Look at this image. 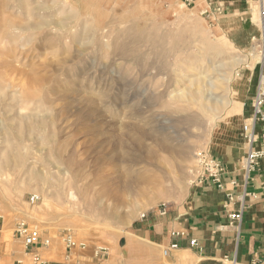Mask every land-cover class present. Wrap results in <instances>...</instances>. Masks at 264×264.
Returning a JSON list of instances; mask_svg holds the SVG:
<instances>
[{
	"label": "rangeland",
	"instance_id": "obj_1",
	"mask_svg": "<svg viewBox=\"0 0 264 264\" xmlns=\"http://www.w3.org/2000/svg\"><path fill=\"white\" fill-rule=\"evenodd\" d=\"M90 2L107 8L106 21L124 12L126 26L139 25L145 36L156 35L155 42L137 45L139 63L130 59L123 63L125 67L118 66V56L110 53L109 46L101 56L95 48L100 30ZM140 2L143 7L134 8ZM263 3L243 0L233 10L217 11L210 7V0L190 6L181 0H0L2 18L33 25L29 33L16 30L19 41L0 42V154L9 158L3 165L0 161L3 224L24 220L49 236L43 255L48 260L64 261L68 248L63 236L70 234L76 244L85 245L73 248L71 258L94 259L93 250L104 248L101 264H169L162 246L134 229L146 218L159 216L162 205L166 213L186 208L196 188L200 152L217 154L227 145L242 144L241 124L248 112L244 99L253 92L264 61ZM75 33L80 36L70 37ZM42 37L65 41L69 51L54 54ZM217 45L225 50L221 55L204 50ZM67 56L69 62L59 67L58 60ZM231 57L232 63L213 70L220 60ZM180 63L201 65V70L207 66L213 76L227 75L222 83L228 104L219 123L212 116L203 118L193 105L188 121L186 114L157 105L165 86L167 93L177 88L165 81L166 74L180 71ZM156 67L166 74L152 79L148 73ZM66 70L82 74L81 88L62 96L57 85L62 84ZM32 72L35 75L28 80ZM42 82L50 95L48 103L39 100ZM102 89L106 96H96L95 91ZM87 91L94 94L93 103H85ZM25 92L34 93L39 102L24 99ZM144 120L172 141L190 136L195 155L188 167L155 150L142 133ZM16 141L23 144L19 150L12 148ZM114 158L126 162L119 164ZM125 164L133 170L130 187L99 194L100 177L126 180L120 178ZM31 195L37 196L33 203H29ZM141 214H145L142 219Z\"/></svg>",
	"mask_w": 264,
	"mask_h": 264
},
{
	"label": "crops",
	"instance_id": "obj_2",
	"mask_svg": "<svg viewBox=\"0 0 264 264\" xmlns=\"http://www.w3.org/2000/svg\"><path fill=\"white\" fill-rule=\"evenodd\" d=\"M242 1L210 0L209 5L217 11L233 10ZM260 72L264 73V61L259 65L258 74ZM256 85L257 81L253 92L245 96L248 112L242 124L251 114L250 99ZM260 146L264 147L259 143ZM245 152L246 143L242 137V144L227 145L221 152L210 154L223 165L221 181L225 190L211 183L196 184L184 210L159 213L151 221L146 218L134 231L162 248L171 242L177 243L176 249L164 255L169 264H264V171L260 161L259 166L246 172ZM232 212H240V218L230 219L228 215ZM15 223H0V264H31V252L43 257L47 248H26L14 234ZM172 231H184L185 235L171 237ZM190 238L196 240L195 246L189 245ZM79 260L81 264H95L93 258ZM46 261L63 264V261Z\"/></svg>",
	"mask_w": 264,
	"mask_h": 264
},
{
	"label": "bare ground",
	"instance_id": "obj_3",
	"mask_svg": "<svg viewBox=\"0 0 264 264\" xmlns=\"http://www.w3.org/2000/svg\"><path fill=\"white\" fill-rule=\"evenodd\" d=\"M145 1H148V0H145ZM21 2H22V0H21ZM18 4H21V3L18 2ZM88 4H90L88 6H90L92 8L93 13L96 17V20L94 21V23L96 24L97 27H99V30H100V32L98 31V35L96 37L95 48H97L99 50L101 56L102 55L104 56L106 54L107 48L109 46L110 53H113L115 56H118L116 59V61H118L117 62L118 66L124 65V67H125V64H123V63L127 62L130 59H135L134 61H138V63H139V58H141V56H139L137 45L144 44V42H147V43L155 42L156 35L154 33H151V34H148L147 36H145L144 35V29H140L141 27L139 25H137V26L135 25V28L133 27V25L132 26H130V25L126 26L125 25L126 24L125 19L127 16L124 12H121L120 14H118V16L113 17L112 21L110 20L108 22V21H106L107 15L109 14V13L108 14L106 13L107 8H103V10H102L100 8V6H98L99 4H97L95 2H90ZM84 5H81V8L84 7ZM19 6L20 5H18V7ZM0 7H1V5H0ZM142 7H143L142 2H140V4L134 6V8L139 9V10ZM111 9H112V7H111ZM21 11H22V9H21ZM132 11H133V9H132ZM1 12L2 11H0V13ZM7 14H9V13H7ZM130 14L132 15V12ZM133 14H137V13L133 12ZM138 15H139V13H138ZM261 15H262V12H261ZM129 17H131V16H129ZM134 17L136 18V16H134ZM116 25H117V29H115ZM260 26H261L260 28L262 31V35L264 37V17H263V15H262V18H260ZM11 28H14L15 31H11L12 30ZM32 28H33L32 24L22 23L21 21H19V19L18 20L13 19V18L10 19L7 17L2 18L0 15V42L5 41V39L6 40L9 39V40L14 41V42L19 41L21 39V36L18 34L16 35V30H17V33L19 31L18 29L21 30L19 32H26V33L28 32L29 33L32 30ZM35 30H36V28H35ZM80 33H75V34L71 35L70 37L74 38V37L80 36L79 35ZM46 35H44V36H46ZM104 39H108L109 43L105 42ZM41 40L43 41V42L42 41L41 42L44 43L47 46V48H50L54 54H57L59 51H63V53L64 52L67 53L69 51L68 44L65 41H61V39H56V41L53 42L49 38L42 37ZM205 42H206V40H205ZM222 49L220 47H218V45H217L211 49H204V50L206 52L210 51L214 55L218 56V55H221L223 53ZM262 54L263 53H261V56L263 57ZM68 57L69 56L58 60L59 67L63 66L64 64L69 62ZM227 60H228V62H226ZM231 61H234L233 57L220 60L216 66H213V70H220V68L225 66L226 63H232ZM194 62H196V58L192 59V63H194ZM192 63H190V64H192ZM3 64H4V62H3ZM140 64H141L142 68H144V69L146 68L145 70L148 69V66L146 64H143L142 62ZM200 66L201 65H199L198 67L195 68L193 66H187V65L180 63L179 64V70L180 71L179 72L172 71L173 72L172 74H166V73H164V71L162 69L156 67V69L154 68V70H153L154 72L149 71L148 76H150L152 79H155V78H158V76H160L162 74H166L165 83L167 85L173 84L174 86L177 87L174 91H170L167 93L166 92L167 87L165 86L164 91L162 93L158 94L157 105H159L160 107L172 110L174 112H180V113L186 114L185 120L188 121V119L191 116L190 114H188L189 109H190V105H193L197 108L198 114L201 115L203 118L210 119V116H212L214 119L213 121L218 122L221 114L224 112V110L228 104V100H226V97L223 94L224 87H223V83H222L224 80L227 79V75L224 76L221 73H219V74H216V76H213V75L208 73L209 70H208L207 66H202L203 70L200 69ZM79 69H81V68H79ZM67 72L68 73H66L64 75V77H62V79H63V81H61L62 84L57 85V91L62 96L67 95V94H74L78 90H80V88H81L80 76L82 74L80 75L76 71L74 73H71L69 71H67ZM21 73H23V72H21ZM33 74H34V72H32V75L27 74L28 80H29V78L33 79ZM25 75H26V73H25ZM51 79H53V77ZM39 80L40 79H38V81ZM53 80H55V78ZM55 81H57V83H58V80H55ZM42 83L39 84L40 89H38L39 90L38 92H40V95H41V99H39V100H40V103H43V102L48 103V102H50L49 98H48L49 93L47 92V90H44L43 85L45 84V82H42ZM155 87H156V85H155ZM160 88H161V86H160ZM95 92L97 93V94L95 93L96 96H100L101 94L106 96L105 95L106 91L103 89L99 90V91H95ZM87 93H88V91H87ZM82 94H84V93H82ZM40 95H39V97H40ZM93 95H92V93L86 94L84 96L86 99L85 103H87V104L93 103L94 102V100H93L94 96ZM22 96L26 100L36 101V99H37L34 96V93H31V92H25V93H23ZM39 100H38V102H39ZM113 108H114V106H113ZM116 108H117V106H116ZM118 109L123 110L122 108H118ZM137 116H140V115H137ZM140 118H142V117H140ZM24 121H22V123H24ZM116 124L119 125V123H116ZM143 127H144L145 131L142 133L145 134V136H147V138L151 140L150 143L153 144V147H155V150L162 152L164 155L168 154L169 156H171L170 158L177 159L182 164L181 167H183V168H184V166L188 167V164L190 163V161L192 162V159L194 158V155H195L194 154L195 148H194V145L191 144V141H189V137H190L189 135H187V139L185 141L183 139H180V140L177 139L175 141H172L167 133H157V128L155 126H151L150 122H148L147 120L143 121ZM150 127L153 130L151 132H148V129ZM122 128H123V126H122ZM122 128H120V129L122 130ZM124 129H126V128H124ZM128 132L130 133V131H128ZM127 135H128V133H127ZM22 147H23V144L17 143V141H16V143L14 144V146L12 148L19 150ZM155 150L153 152L154 155H155ZM165 157H167V155ZM8 159L9 158L6 157L4 154H3V156H2V154H0V161L2 162V165L7 163ZM114 160H115V158H114ZM115 161L118 162L119 164L126 162V160L119 159V158H117ZM68 163H71V160H68ZM129 163H132V162L129 161ZM121 168H123L124 171L122 174L123 176L120 178H123L126 180L121 181V179L116 180V178L109 179L106 177H100L99 182H100L101 186H100L99 191H98L99 194L110 195V193L112 192L113 189L122 188L123 190H126L130 187V185L133 181V175L129 174V172H132L133 170L130 171V168H129V166H127V164H125V167L121 166Z\"/></svg>",
	"mask_w": 264,
	"mask_h": 264
},
{
	"label": "built area",
	"instance_id": "obj_4",
	"mask_svg": "<svg viewBox=\"0 0 264 264\" xmlns=\"http://www.w3.org/2000/svg\"><path fill=\"white\" fill-rule=\"evenodd\" d=\"M186 6L193 5L196 0H181ZM251 114L242 124L241 132L242 137L246 143V152L244 156V167L246 172H249L259 166L260 161L262 162L264 171V147H258L259 143L264 145V73L258 74L257 85L254 95L250 99ZM257 128L259 130L257 131ZM199 163V174L196 178V184L211 183L220 190H225V185L222 183L221 178L224 174V168L221 161L215 157H212L207 152H200L198 154ZM37 199L36 195L29 197V203H33ZM231 199V196H229ZM165 205H162L159 213H166ZM232 220L239 219L240 212H232L229 215ZM145 214H141L140 218H144ZM2 217L0 216V223ZM14 234L21 239L23 245L26 248H37L47 247L50 244V237L41 232L37 227L31 226L24 220L16 221L14 226ZM185 235L184 231H172L170 232L171 237H182ZM65 241V248H68V252L65 254L63 264H81L79 258H71V250L73 248L84 249L83 243L76 244L72 240L70 234L63 236ZM189 245L195 246L197 244L194 238L189 239ZM177 243L171 242L167 246L162 248V254L167 255L171 250L177 248ZM104 248H96L93 250V256L95 264H100L104 259ZM96 257V258H95ZM31 264H48L46 259L41 257L36 252L30 253Z\"/></svg>",
	"mask_w": 264,
	"mask_h": 264
}]
</instances>
